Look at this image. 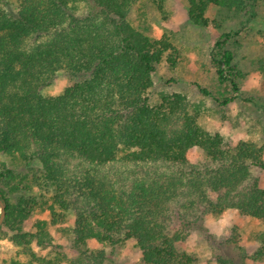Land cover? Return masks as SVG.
Segmentation results:
<instances>
[{
  "label": "trees",
  "instance_id": "trees-1",
  "mask_svg": "<svg viewBox=\"0 0 264 264\" xmlns=\"http://www.w3.org/2000/svg\"><path fill=\"white\" fill-rule=\"evenodd\" d=\"M148 1L0 0V153L15 169L26 166L38 181L50 185L52 204L43 202L40 208L49 211L50 225H57L60 216L55 204L66 202L64 209L75 213L76 232H83V241L112 246L115 235L123 236L135 241L141 253L137 264H193L165 235L172 221L169 206L183 200L173 186L160 184L146 194L143 185H137L136 196L125 191L127 186L109 184L106 175L98 183L89 175L96 177L104 166L121 160L182 165L193 148L211 160L223 156L222 140L205 128L203 107L175 93L159 92L149 99L154 65L147 58L121 54L132 31L127 21L132 7L141 3L144 9ZM187 1L194 25L202 23L210 7L243 11L244 5L242 0ZM81 4L87 13L79 18L73 11ZM248 13L247 21L253 18ZM229 38L221 35L215 44L218 54L214 49L211 53L215 97L222 106L246 101L238 93L232 54L223 49ZM60 72L78 78L76 87L57 97L42 96L40 89ZM201 94L208 96L206 91ZM74 161L89 166V179L69 177L76 171ZM35 163L38 166L32 167ZM7 174L13 176L14 170ZM237 175L241 177L216 176V184L234 193ZM227 201L228 208L251 214L236 197ZM7 210L5 223L12 220L8 240L15 248L28 249L33 241H42L45 222H40L38 234L30 235L22 223L31 210L19 215ZM256 258L264 260V235ZM83 264H103V257Z\"/></svg>",
  "mask_w": 264,
  "mask_h": 264
},
{
  "label": "rangeland",
  "instance_id": "rangeland-1",
  "mask_svg": "<svg viewBox=\"0 0 264 264\" xmlns=\"http://www.w3.org/2000/svg\"><path fill=\"white\" fill-rule=\"evenodd\" d=\"M242 1L243 11L210 7L200 25L190 22L187 0H151L144 9L137 3L127 18L132 31L127 33L121 52L131 59L147 58L154 65L149 99L159 92L175 93L203 107L205 128L222 140L223 156L211 160L193 148L182 165L121 160L104 166L96 177L89 174L97 183L106 175L109 184L122 189L127 186L125 191L136 196L137 185H143L146 194L158 190L160 184L173 186L183 200L181 205L169 206L172 221L165 235L173 240L176 252L188 256L193 264H264L256 258L264 235V0ZM85 8L81 4L72 11L80 18L87 13ZM249 11L253 18L247 21ZM236 32L237 37L233 35ZM226 33L230 38L223 49L232 54L238 93L246 101L222 106L221 99L215 97L217 80L211 53L214 49L218 54L215 44ZM77 83L78 78L60 72L40 94L57 97L72 91ZM73 163L76 171L69 177L89 179V166L82 161ZM11 169L13 176L7 174ZM32 173L26 166L15 169L0 153V264H83L94 256L103 257V264L139 262L141 253L132 239L115 235L117 243L112 246L83 241V232H76L75 213L64 209L66 202L55 204L60 216L57 225H50L49 211L40 208L43 202L52 204V188ZM229 173L241 175L236 176L240 182L230 194L215 180ZM233 196L251 209L250 215L228 208L227 199ZM6 210L15 215L31 210L22 223L23 232L30 235L38 234L40 222H45L42 241H33L28 249L15 248L8 240L12 220L5 223Z\"/></svg>",
  "mask_w": 264,
  "mask_h": 264
}]
</instances>
